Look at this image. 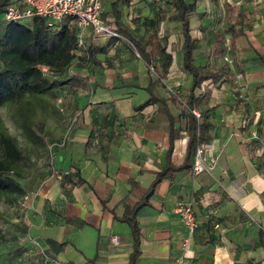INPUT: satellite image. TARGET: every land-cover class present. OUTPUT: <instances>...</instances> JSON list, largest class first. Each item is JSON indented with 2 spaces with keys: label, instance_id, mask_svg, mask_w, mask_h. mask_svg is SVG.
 I'll return each mask as SVG.
<instances>
[{
  "label": "crops",
  "instance_id": "obj_1",
  "mask_svg": "<svg viewBox=\"0 0 264 264\" xmlns=\"http://www.w3.org/2000/svg\"><path fill=\"white\" fill-rule=\"evenodd\" d=\"M224 1L243 14L244 22L231 54L236 63V71L230 64L233 78L208 81L199 91L210 92L212 109L204 120L202 142L206 157H216L213 169L194 175L193 154L186 162L188 134L180 97L186 95L190 79L181 50L177 60L169 39L159 32L160 19L157 30L167 39L172 61L152 85L141 58L120 41L97 53L99 64L70 68L68 77L86 86L67 83L74 98L65 106L78 117L59 114L63 129L53 164L70 172L71 178L52 172L32 176L21 196L22 234L41 246L43 255L58 264H130L133 238L122 216L169 162L189 166L169 170L139 209V251L133 264H174L185 240L188 264H264V0ZM135 3L116 6L105 0L102 17L117 28L116 6L120 19L139 33L147 15L135 29ZM108 41L90 34L85 44ZM176 85L182 87L174 90ZM153 94L168 100L178 96L176 104L168 101L178 131L173 140L169 119L159 111ZM179 200L192 206L197 222L192 234L173 211ZM112 235L118 236L117 242L110 240Z\"/></svg>",
  "mask_w": 264,
  "mask_h": 264
},
{
  "label": "trees",
  "instance_id": "obj_2",
  "mask_svg": "<svg viewBox=\"0 0 264 264\" xmlns=\"http://www.w3.org/2000/svg\"><path fill=\"white\" fill-rule=\"evenodd\" d=\"M9 1L0 0V14ZM130 1L113 0V4L116 6L129 4ZM211 1L218 4V0ZM168 2L172 19L180 25L182 66L190 79L186 95L180 97L188 134L187 162L189 156L194 153L196 145L204 139L202 131L204 120L212 109L208 105L210 92L208 90L199 91L207 81L217 83L222 79L231 80L233 78L234 73L231 65L220 57L227 50L231 51L233 56L234 39L241 31L240 27L244 22V16L241 12L236 11L230 2H223L224 26L222 29L215 28L212 31V56L218 61L200 64L196 62L195 49L198 40L191 33L190 17L191 13L196 10L197 1L168 0ZM116 6L114 19L119 36L111 38L107 44L100 46L93 43L85 44L80 53L75 51L76 28L69 18L63 19L58 29H52L39 16H34L30 22H5L0 17V107L5 103L18 101L26 93L42 94L61 86L64 83V75L72 66L87 67L91 64H99L97 53L105 52L107 45L116 44L118 41L130 49L136 57L141 58L151 85L159 81V78L168 71L172 61V53L168 48L167 39L157 30L158 21L167 16V10L161 9L159 16H144L140 24V32L137 33L120 19V11L116 9ZM42 66H45L49 73H55V77H49L43 71ZM152 73L156 74V77H152L155 76ZM60 75L62 77L58 78ZM65 83H69L73 88L86 86L84 81L75 76L67 77ZM153 98L159 111H162L164 117L169 119V135L170 140H173L178 135V131L173 127L176 116L171 113L168 101L176 104L178 96L174 94L168 100L162 95L153 94ZM193 109L199 111V118L192 112ZM107 121L104 120L103 123L106 124ZM0 144L3 147V155L0 156V193L11 194L13 198L22 196L26 190L16 177L24 176L13 170V162L20 160L23 153L13 137L4 131L0 132ZM188 166L186 163L184 166L176 167L168 162L156 174L142 198L133 206L126 208L122 218L130 226L134 245L130 264L135 262L139 251L140 228L137 220L139 209L147 204L153 190L167 176L169 170ZM51 172L60 173L63 178L68 180L71 178V173L68 171L52 169ZM49 242L54 243L53 240H49Z\"/></svg>",
  "mask_w": 264,
  "mask_h": 264
},
{
  "label": "rangeland",
  "instance_id": "obj_3",
  "mask_svg": "<svg viewBox=\"0 0 264 264\" xmlns=\"http://www.w3.org/2000/svg\"><path fill=\"white\" fill-rule=\"evenodd\" d=\"M196 1V10L190 15L191 33L198 40L195 49L196 62H216L218 60L212 56V31L224 26V0H220L219 5L211 0ZM135 5L138 14L135 17L137 22L133 25L135 29L142 16L159 15L160 8L168 10L167 17L159 23L158 28L159 32L169 39L170 49L177 59L180 55V25L171 17L168 0H136ZM221 58L227 60L236 71V63L229 50ZM123 60L125 61L124 58ZM72 70L69 69L64 75V83L61 86L42 94L26 93L18 101L8 102L0 107V132L4 131L12 136L23 153L20 160L13 162V170L24 176L16 177L22 185L32 180V176L38 178L39 175L48 174L55 169L53 156L54 151L58 150V134L62 133V127L58 126L59 114L64 118L78 117L75 111L71 113L65 106L66 100L74 98L65 83ZM44 72L51 78L55 77V73ZM61 77L62 75L58 78ZM178 87L182 85H176L174 90ZM2 155L3 147L0 144V156ZM12 196L0 193V264H58L55 258L43 255L38 250L41 246L25 239L19 218L22 208L21 196Z\"/></svg>",
  "mask_w": 264,
  "mask_h": 264
},
{
  "label": "built area",
  "instance_id": "obj_4",
  "mask_svg": "<svg viewBox=\"0 0 264 264\" xmlns=\"http://www.w3.org/2000/svg\"><path fill=\"white\" fill-rule=\"evenodd\" d=\"M105 0H12L1 14L5 22H30L34 16L43 18L46 25L52 29H58L63 19L69 18L76 28V52L80 53L85 46L86 37L90 34L97 40L108 41L119 36L113 23L107 22L102 17L103 3ZM43 71H48L42 66ZM208 82V81H207ZM205 82V83H207ZM196 117L200 113L193 109ZM256 133H254L255 135ZM206 144L201 142L195 147L191 172L198 175L209 172L216 163V157H206ZM173 211L180 216L189 234L194 232L197 225L192 206L189 202L179 200L173 207ZM215 227H219L216 223ZM112 242L118 241L117 235L110 236ZM188 240L182 244V252L174 257V264H188L187 246Z\"/></svg>",
  "mask_w": 264,
  "mask_h": 264
}]
</instances>
